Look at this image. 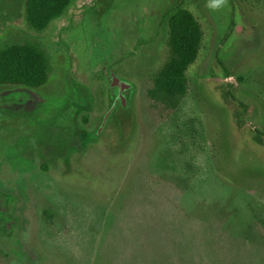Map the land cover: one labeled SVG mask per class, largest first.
<instances>
[{"label": "rangeland", "instance_id": "1", "mask_svg": "<svg viewBox=\"0 0 264 264\" xmlns=\"http://www.w3.org/2000/svg\"><path fill=\"white\" fill-rule=\"evenodd\" d=\"M24 1L0 46L49 71L0 86V264H264V0H74L42 31ZM176 4L202 37L173 105L146 90Z\"/></svg>", "mask_w": 264, "mask_h": 264}, {"label": "trees", "instance_id": "2", "mask_svg": "<svg viewBox=\"0 0 264 264\" xmlns=\"http://www.w3.org/2000/svg\"><path fill=\"white\" fill-rule=\"evenodd\" d=\"M74 0H25L24 13L30 27L44 30L64 14ZM169 57L147 88L151 99L175 104L186 93L187 68L195 61L202 33L198 22L176 4L167 12ZM48 61L43 50L32 43L0 46V86L38 89L48 81ZM3 218H0L2 220Z\"/></svg>", "mask_w": 264, "mask_h": 264}, {"label": "water", "instance_id": "3", "mask_svg": "<svg viewBox=\"0 0 264 264\" xmlns=\"http://www.w3.org/2000/svg\"><path fill=\"white\" fill-rule=\"evenodd\" d=\"M112 81L114 85H117L120 89H124L128 86V84L124 81L119 80L116 77H112ZM122 103H123V98H122ZM109 113V112H108ZM108 113L105 115V119L108 116Z\"/></svg>", "mask_w": 264, "mask_h": 264}, {"label": "clouds", "instance_id": "4", "mask_svg": "<svg viewBox=\"0 0 264 264\" xmlns=\"http://www.w3.org/2000/svg\"><path fill=\"white\" fill-rule=\"evenodd\" d=\"M228 0H212L211 7L215 10H219L221 7L227 5Z\"/></svg>", "mask_w": 264, "mask_h": 264}]
</instances>
